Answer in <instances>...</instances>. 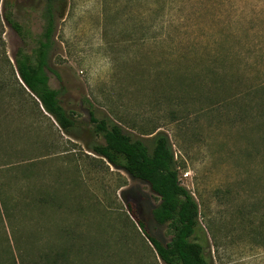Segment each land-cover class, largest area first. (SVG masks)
<instances>
[{
  "label": "rangeland",
  "instance_id": "obj_1",
  "mask_svg": "<svg viewBox=\"0 0 264 264\" xmlns=\"http://www.w3.org/2000/svg\"><path fill=\"white\" fill-rule=\"evenodd\" d=\"M161 1L67 0L49 59L60 79L49 76L75 123L70 138L14 69L43 32L45 0H0V259L4 204L14 231L40 225L46 245H64L56 230L69 227L89 264H161L127 207L167 244L172 230L151 216L159 201L91 153L103 143L92 112L149 149L168 137L209 264H264V0Z\"/></svg>",
  "mask_w": 264,
  "mask_h": 264
},
{
  "label": "trees",
  "instance_id": "obj_2",
  "mask_svg": "<svg viewBox=\"0 0 264 264\" xmlns=\"http://www.w3.org/2000/svg\"><path fill=\"white\" fill-rule=\"evenodd\" d=\"M66 2L67 0H45L42 14L43 32L36 40V47L29 54L26 53L25 47L19 48L13 56V61L22 92L32 97L34 104L52 118L65 136L73 138L75 123L60 106L59 91L51 89L49 76L52 74L56 80L60 79L59 75L50 69L49 59L55 46V24L57 20L63 19ZM3 19L20 41L24 42L22 28L9 14L4 13ZM89 116L91 133L103 141L102 144L91 146V153L103 159L112 168L125 172L131 179L146 184L159 201L158 206L151 211V216L157 225H167L172 230V238L167 244L148 233L136 206L127 202L131 217L152 246L159 262L209 264L203 246L196 240L197 231L200 230L199 207L190 192L179 182L178 167L168 137L157 133L149 149L142 141L133 140L125 134L119 125L97 119L92 112H89ZM2 212L11 234L8 238L4 233L3 257L0 264H89L87 255L84 254L86 246L77 244L73 236L74 231L69 227H58L56 230L64 245L59 241L46 245L44 241L37 239V231L43 230L42 226L38 225L37 231L32 235L23 236L20 231H14L9 210L4 204Z\"/></svg>",
  "mask_w": 264,
  "mask_h": 264
}]
</instances>
